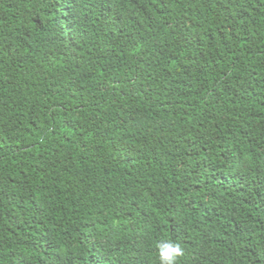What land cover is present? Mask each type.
<instances>
[{"label": "trees", "instance_id": "1", "mask_svg": "<svg viewBox=\"0 0 264 264\" xmlns=\"http://www.w3.org/2000/svg\"><path fill=\"white\" fill-rule=\"evenodd\" d=\"M264 264V0H0V264Z\"/></svg>", "mask_w": 264, "mask_h": 264}, {"label": "clouds", "instance_id": "2", "mask_svg": "<svg viewBox=\"0 0 264 264\" xmlns=\"http://www.w3.org/2000/svg\"><path fill=\"white\" fill-rule=\"evenodd\" d=\"M183 255L184 250L178 243L164 242L159 245L160 264H177Z\"/></svg>", "mask_w": 264, "mask_h": 264}]
</instances>
